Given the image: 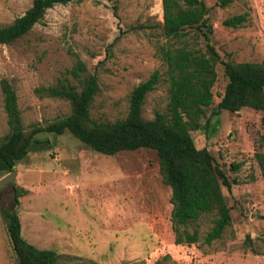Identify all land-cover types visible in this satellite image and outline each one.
Returning a JSON list of instances; mask_svg holds the SVG:
<instances>
[{
  "label": "rangeland",
  "instance_id": "obj_1",
  "mask_svg": "<svg viewBox=\"0 0 264 264\" xmlns=\"http://www.w3.org/2000/svg\"><path fill=\"white\" fill-rule=\"evenodd\" d=\"M203 1L212 27L208 42L221 61H264V0H232L225 6ZM30 3L0 0V27ZM244 11L241 26L221 24ZM160 22V0H79L47 8L24 35L0 43V79H7L14 90L24 131L68 114V101L48 95L46 88L61 79L76 84L67 70L77 59L97 78L98 91L89 107L92 120L123 118L131 89L154 70L161 76L146 93L141 116L147 120L155 111L164 112ZM193 35L190 30L183 38L190 47L203 49V37ZM215 70L214 102L225 82L221 62ZM7 131L0 90V138ZM190 134L195 147H206L235 180L229 189L221 187L230 225L208 244L202 237L212 225L211 214L198 220L197 242L174 243L170 188L161 180L153 149L105 155L66 130L33 136L14 167V199L9 186L0 190V208L16 212L27 242L59 254L57 264H264V180L253 158L255 150L264 149L260 112L246 106L236 112L221 110L206 128ZM230 163L240 166L232 169ZM0 264H16L1 214Z\"/></svg>",
  "mask_w": 264,
  "mask_h": 264
},
{
  "label": "trees",
  "instance_id": "obj_2",
  "mask_svg": "<svg viewBox=\"0 0 264 264\" xmlns=\"http://www.w3.org/2000/svg\"><path fill=\"white\" fill-rule=\"evenodd\" d=\"M78 1L31 0L22 14L0 27V43L9 44L24 35L47 8ZM231 1L218 0V4L225 6ZM160 6L159 27L165 42L159 45L158 52L167 83L165 111H155L147 120L141 116L143 99L161 76L154 70L131 89L123 118L111 122L92 120L89 107L98 91L97 78L95 74L87 73L84 63L77 59L67 70L76 84L61 79L46 88L48 95L68 101V114L43 126L32 124L24 131L14 90L7 79L1 78L8 131L0 138V174L10 172L25 157L33 136L39 132L62 134L66 130L85 146L105 155L141 147L153 149L161 180L170 188L174 243L197 242L198 220L211 214L212 225L202 237V241L208 244L219 238L230 225L229 207L221 187L229 189L235 180L228 178L206 147H195L190 132L206 128L209 118L221 110L236 112L244 106L259 111L260 123L264 125V61H221L208 42L212 27L203 0H160ZM246 17V11L232 14L222 19L221 24L235 28L241 26ZM190 30L194 37H203V49L190 47L183 38ZM217 62L222 63L225 82L214 102L212 87L217 77ZM253 158L264 180V149L255 150ZM239 166L240 163H230L232 169ZM17 194L15 189V196ZM0 214L16 264H57L59 254L36 248L22 238L14 210L0 208ZM167 258L168 255L162 257L163 260ZM155 263L160 264V261Z\"/></svg>",
  "mask_w": 264,
  "mask_h": 264
},
{
  "label": "water",
  "instance_id": "obj_3",
  "mask_svg": "<svg viewBox=\"0 0 264 264\" xmlns=\"http://www.w3.org/2000/svg\"><path fill=\"white\" fill-rule=\"evenodd\" d=\"M14 175H15V169L13 168L10 172H8L7 174H5L0 178V190H4L7 186H9L11 188L12 199H14L13 188H12Z\"/></svg>",
  "mask_w": 264,
  "mask_h": 264
}]
</instances>
